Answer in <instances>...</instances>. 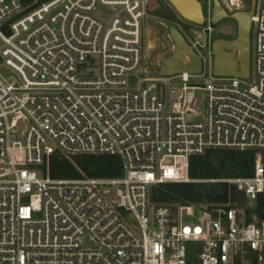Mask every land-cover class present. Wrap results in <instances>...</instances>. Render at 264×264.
<instances>
[{"label":"built area","instance_id":"built-area-1","mask_svg":"<svg viewBox=\"0 0 264 264\" xmlns=\"http://www.w3.org/2000/svg\"><path fill=\"white\" fill-rule=\"evenodd\" d=\"M149 1L0 0V264H264V220L244 214L264 189L263 0L251 1V84L214 75L201 55L196 74L146 77ZM209 44L194 47L210 58ZM210 150L253 151L252 176L209 180L245 202L153 201L152 187L191 182L189 158ZM55 151L116 156L122 176H43Z\"/></svg>","mask_w":264,"mask_h":264},{"label":"trees","instance_id":"trees-1","mask_svg":"<svg viewBox=\"0 0 264 264\" xmlns=\"http://www.w3.org/2000/svg\"><path fill=\"white\" fill-rule=\"evenodd\" d=\"M25 10H30L48 0H18ZM264 7V0H263ZM152 14L175 22L165 8ZM254 153L251 150H210L201 156L189 158V183H166L152 187L154 202L159 204H231L245 202L244 195L235 186L225 182H209L227 178L250 177L253 174ZM43 176L51 179L106 178L122 176L121 161L111 155H82L65 157L55 151L40 167ZM245 222L264 220V189L244 211Z\"/></svg>","mask_w":264,"mask_h":264},{"label":"water","instance_id":"water-1","mask_svg":"<svg viewBox=\"0 0 264 264\" xmlns=\"http://www.w3.org/2000/svg\"><path fill=\"white\" fill-rule=\"evenodd\" d=\"M176 12L185 20L202 26L204 16L202 6L198 1L204 0H168ZM254 8L252 2L248 11L232 13L229 18L237 25L236 38L215 39L210 46L213 57L212 72L216 76H235L247 78L249 74L250 57V31L251 16ZM222 5L218 0H213L212 23L227 18ZM169 37L174 43L172 54L162 60L160 75L169 76L187 72L196 74L201 69V60L188 45L182 35L174 26H169Z\"/></svg>","mask_w":264,"mask_h":264},{"label":"rangeland","instance_id":"rangeland-1","mask_svg":"<svg viewBox=\"0 0 264 264\" xmlns=\"http://www.w3.org/2000/svg\"><path fill=\"white\" fill-rule=\"evenodd\" d=\"M166 6V9L171 13L173 17L177 20L175 22L167 21L162 18H154L152 11L154 10L157 2L160 0H150L149 6L147 10V16L142 21V61H141V69L146 70V77L155 78L160 75V64L163 59H165L172 51L173 41L169 37V26H174L180 32H185V28L182 26L183 24L177 18V13L175 10L169 6V1L162 0ZM252 0H242L244 10H250ZM203 9L208 16L211 15V3L208 0L202 1ZM97 16L105 21L110 18L112 11L105 8L99 7L97 10ZM182 24V25H181ZM209 26V23L203 25L200 29L188 27L187 35L189 37V42L192 47L196 45V42L199 41L200 45L207 43V45L215 39L213 36L214 30L210 35H204L202 31L203 28ZM214 26L216 31L218 30V34L222 33L221 26ZM220 30V32H219ZM222 34L216 35L220 36ZM255 27H252L250 31V57H249V77L245 80L247 84H251L255 77ZM209 36V37H208ZM229 37V36H228ZM209 38V40H208ZM231 38V37H229ZM209 44V45H210ZM194 49L198 52L199 55L203 56L206 59V63L209 62V70L212 71V60L211 57H208L207 50L208 48H200L198 46L194 47ZM3 73H7L5 69H3ZM176 84L174 85V87ZM198 98H202L201 93H197ZM193 245H189L192 247ZM193 249V247H192Z\"/></svg>","mask_w":264,"mask_h":264},{"label":"flooded vegetation","instance_id":"flooded-vegetation-1","mask_svg":"<svg viewBox=\"0 0 264 264\" xmlns=\"http://www.w3.org/2000/svg\"><path fill=\"white\" fill-rule=\"evenodd\" d=\"M200 4H201V6H202V1H198ZM210 2H211V15H210V17L208 18V16L206 15V13H205V11H204V9H203V6H202V13H203V16H204V23H203V25H206V24H208L209 23V26H211V28L214 30V26H221V29H222V33H220V34H222V35H220L219 36V38H222V39H229V40H233V39H235L236 38V30H237V25H236V22L234 21V20H232V19H230L229 18V16L232 14V13H230L227 9H225L223 6V9H224V11H225V13H226V15H228V17L227 18H224V19H222V20H220L218 23H216V24H213L212 23V11H213V0H210ZM167 3H168V0H167ZM156 4V6H155V8H154V10H156V11H158V10H160L161 9V7L163 6V7H165L166 8V6H165V4H164V2L162 1V0H160V2H157V3H155ZM169 6L173 9V11L175 10L174 8H173V6L169 3ZM242 11H248V10H244V8H243V10ZM175 12H176V10H175ZM177 13V12H176ZM153 17L154 18H162V17H159V16H157V15H154L153 14ZM177 18L180 20V22L183 24H181L186 30H185V32H180L177 28V30L179 31V33L182 35V37L185 39V41L188 43V45L192 48V50H193V52L196 54V55H198V57H200V55L198 54V52L194 49V47H192L191 45H190V42H189V37H188V35H187V31H188V27L190 26V27H193V28H201L202 26H197V25H195V24H193V23H191V22H189V21H187V20H185V19H183L178 13H177ZM162 19H164V18H162ZM166 20V19H165ZM174 20H177L175 17H174ZM168 21V20H167ZM218 27V28H219ZM220 31V30H219ZM208 33H206L205 35H207ZM231 37V38H229V37ZM205 45H207V43H205ZM173 50H174V43H173V48H172V51H171V53L167 56V57H169L171 54H172V52H173ZM166 57V58H167ZM210 57H211V60H212V63H213V57H212V55H210ZM165 58V59H166ZM164 60V59H163ZM200 60H201V66H203V60H202V58H200ZM162 62V61H161Z\"/></svg>","mask_w":264,"mask_h":264},{"label":"crops","instance_id":"crops-1","mask_svg":"<svg viewBox=\"0 0 264 264\" xmlns=\"http://www.w3.org/2000/svg\"><path fill=\"white\" fill-rule=\"evenodd\" d=\"M251 5H252V2H251ZM214 31H215V32L213 33V36L215 37V39H220L219 36H216V35H219V34H220V33L218 34V30L216 31V28H215ZM219 32H220V31H219ZM215 39H212V40L214 41ZM221 39H222V38H221ZM213 41H212V42H213ZM212 42H211V43H212ZM210 46H211V44H210Z\"/></svg>","mask_w":264,"mask_h":264},{"label":"bare ground","instance_id":"bare-ground-1","mask_svg":"<svg viewBox=\"0 0 264 264\" xmlns=\"http://www.w3.org/2000/svg\"><path fill=\"white\" fill-rule=\"evenodd\" d=\"M183 73H185V74H186L187 72H183Z\"/></svg>","mask_w":264,"mask_h":264}]
</instances>
